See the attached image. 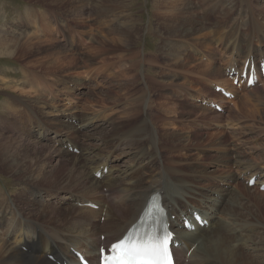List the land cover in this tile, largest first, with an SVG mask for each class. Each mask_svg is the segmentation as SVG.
I'll use <instances>...</instances> for the list:
<instances>
[{
	"label": "bare ground",
	"instance_id": "bare-ground-1",
	"mask_svg": "<svg viewBox=\"0 0 264 264\" xmlns=\"http://www.w3.org/2000/svg\"><path fill=\"white\" fill-rule=\"evenodd\" d=\"M88 1L50 0L49 4L74 3L65 14L53 17L55 21L62 18L69 27V18L73 17V26L85 28ZM133 2L96 0L92 4L93 28L79 35L81 47L86 46L80 56L61 43L74 45L75 36L60 32V39L54 32H20L18 28H26L22 19L35 21L38 17L34 11L18 19L19 24L0 26V57L19 58L25 64L24 85L5 88L20 95L6 99L2 111L6 120L12 115L8 127H16L21 136L29 138L17 141L19 138L0 133V167L11 172L16 181L24 178L32 182L23 183L32 194L12 195L20 200L24 213L12 197L0 194L5 204L0 208V264L75 261L71 249L82 251L99 264L96 247L118 240L136 222L148 197L155 192L162 193L163 203L172 215L187 212L192 206L203 210L210 222L209 229L196 234L177 230L187 250L198 243L189 264L214 262L206 253L208 245L211 255L223 264H256L244 251L255 247L236 244L240 239L234 232L240 235L247 228L253 232L252 223L240 220H250L245 210L239 213V207L244 208L245 193L254 197L258 212L264 211V193H252L245 185L253 175L258 176L259 187L264 184V157L255 156L259 143L253 145L255 140L264 141V137L248 132L264 129V84L239 90L226 72L232 67L242 70L252 56L264 58V0H149L147 29L157 40L153 52L137 46L142 38V20L135 15ZM41 24L43 29H52L49 23ZM123 59L126 61L119 74L92 69L95 64H120ZM133 60L136 64L130 65ZM85 70L90 79L100 77L99 82L89 86L82 76L74 77ZM41 80L50 83L43 84L45 93L39 90ZM31 82L36 84L32 86ZM72 82L76 89L78 84L85 86L88 93L74 91ZM60 86L67 90V101L74 104L70 110H61L52 103L60 100ZM216 86L231 90L235 100L226 101L214 91ZM120 91H124L123 98L118 96ZM32 94L36 96L30 97ZM82 97L86 106L93 104L95 108H82ZM207 100L220 104L224 112L203 105ZM19 107L33 119L30 123L37 127L33 133L26 120L21 122L15 117ZM212 127L215 134L209 137L214 140L204 143L196 132ZM50 131L55 132L51 137ZM185 134L200 143L194 160L181 142L193 143ZM226 136L234 140L227 142ZM43 140L47 146L41 145ZM68 142L79 147L81 153L66 149ZM125 155L129 164H119ZM105 166L109 167L107 175L97 179ZM227 166L232 172L224 180L221 173ZM47 182L54 188L41 186ZM60 203L70 207H60ZM89 204H95L98 210ZM11 219L5 230L3 226ZM237 222L239 230L235 228ZM246 238L252 243V236ZM177 254L183 259L185 252Z\"/></svg>",
	"mask_w": 264,
	"mask_h": 264
},
{
	"label": "rangeland",
	"instance_id": "rangeland-1",
	"mask_svg": "<svg viewBox=\"0 0 264 264\" xmlns=\"http://www.w3.org/2000/svg\"><path fill=\"white\" fill-rule=\"evenodd\" d=\"M49 2H50V0H0V26H2V25L5 26V24L6 25L8 24L11 27V25L13 23L15 24V22H17L18 19H20L21 17L24 18L30 13V11H34V12L38 13V17L35 18V21H31V20L28 21L30 18L29 19H26V18L22 19L23 25L26 28H18L20 32H22V33H24V32H35L36 33L37 31H40V33H39L40 35L45 34L46 32H48V33L54 32V34H56L57 36H60V39H61V36H62L61 33H66L67 35L75 36L74 37V39H75V44L74 45L71 44L70 42H67V41H62L61 43L63 45H66V47L69 50H71V52H75L74 54H77V56H80L83 52L86 51V50H84V48H86V46H84L82 48L80 43L78 42V38H79V35H82L83 33L85 34V32H88V31H90L93 28L92 27V25H93L92 21H94L95 16L92 14V12H93V8H92L93 5L92 4H95L96 0H89L88 1L89 6L87 7V9L85 8L86 11H87V13L85 15V19H86L85 20V24H86L85 28H78L76 26H73V23L71 21V19H73V17L69 18V22L72 24L70 27H69V25L63 23V19L62 18H59L57 21H55V19L53 17V15L62 16L63 14L66 13L67 9H69L70 7L75 6L74 3L68 4L66 2V3H64L62 5H52V4H49ZM208 4L211 5L210 2H208ZM133 5H134L133 11H134L135 15L137 17L139 16L138 18H140L142 20L141 21V26H142L141 37L142 38H140V41L138 42L137 46L141 50L144 48L145 52H153L156 49L157 40H155L153 37H151L148 34V29L147 28H148V24H150L149 0H134ZM52 6H55V7H52ZM43 18H45V19L43 20ZM41 23H49V25L52 26V29L51 30L48 29V28L47 29H43ZM17 24H19V22H17ZM72 28L73 29L77 28V29L73 30ZM81 51H82V53H80ZM114 56H116V55H111L110 57H114ZM114 60L117 61V59H114ZM23 61L24 60H21L19 58L17 59V58H12V57L11 58L0 57V133L4 137H8V138H10V136L14 137V138H16L15 140H17V138H19L17 141H19L21 137H22V139L25 138L27 140L29 138H27L25 136V134L23 136H21L20 133H19L20 131L16 130V127L15 128L14 127L11 128V126L8 127L9 126L8 125V121L12 118V115L11 116L9 115L10 119L6 120L4 118V114H3V111H2V106L4 105V101L6 99H9V98H12L14 96H19L20 95L19 92L15 93L14 91H10L9 89H5V88H7V86H10V87L14 86V84H17V85H20V86L24 85L25 73H23V68H22L23 64H24ZM115 61L105 63L106 65H104V66H106L107 68L102 66V65L95 64V65H93L94 68H92V69L96 73L98 71L100 73H104L105 72L104 74H110L111 72H114V73L118 72V74H119L120 72L123 71L122 70L123 68H121V66L123 65V63L126 60L123 59V61L120 64L116 63ZM96 62H98V61H96ZM135 64H136V60H133L130 63V65H135ZM95 66L97 68H95ZM36 72H38V71H36ZM39 73L46 74V73H42V72H39ZM87 75L88 74H87L86 70H85V72L84 71L83 72L82 71H78V72H76L74 74V77H80L81 78V76H82V79H84L85 84L89 85V86L93 85L94 81H95V83H98L99 80H100V77H96L95 80H93V79H90V75H88V77H86ZM5 79H6V81L2 82V80H5ZM35 84H36L35 82H31L32 86H34ZM43 84L46 85V86H49L50 83H47V82L41 80V83H39V85H41L42 87L39 90L40 91L42 90L44 92ZM75 84L76 83H73V82L70 84L71 88L74 91H79L78 93H80V92L81 93H83V92L88 93V90L85 88V86H80L78 84V87L76 89V85ZM73 85H74V87H73ZM59 90H60V92H57V93H58V95L60 97V100L56 99V101H53L52 103L54 104V106L57 105L56 107H59L61 110L62 109H64V110L72 109L74 104L69 103L67 101V98H66L67 90H65L62 86L59 87ZM26 91H28V90H25V93H26ZM97 91L100 92L101 88H99ZM116 91H118V90H116ZM120 92H121V95H118V96L123 98L124 91H120ZM25 96H27V95H25ZM35 96H36V94H32L30 97H35ZM154 96H156V95H153V97ZM83 99H84V97H82V101L79 103V104L82 103L81 104L82 108L86 107V109L89 110V111H91V109L95 108V106H93V104H90V105L86 106L85 102L83 101ZM61 102L62 103L64 102L63 103L64 106H63V104ZM79 104L77 106L78 110L80 108ZM231 105H233V104L231 103ZM20 108L21 107H19L18 110H20ZM21 109H23V108H21ZM21 111H23V110H20L19 113L15 117H17V119H19V121H21V122H24V120H26V125H27L29 131H31L33 133L35 128H37V127H35L34 125H32L30 123V121H33V119L30 118V117H26L28 114H26V112L24 114ZM20 113H22L23 115L20 114ZM19 115L23 116L24 118L18 117ZM39 119L40 118L38 117V120ZM74 123L75 122H73V124ZM3 125H5V127ZM6 127H8V128H6ZM216 130H218V129L216 128ZM182 131H184L186 133L185 129H182ZM214 131L215 130L213 129V127L212 128H205V129L201 128V129H198L196 133L201 134L202 137H200L199 139L202 138V141H204V143H206V142H210V141L214 140L213 137L212 138L209 137V136L215 134ZM53 132L54 131H50L48 133L49 137L53 136V134L55 133V132L54 133ZM177 132H179V131H177ZM248 132L252 136L255 135L258 138H259L258 134H260V136L262 135L261 138L264 137V129H261V128L256 129V132H254L252 130L248 131ZM216 135H219V134H216ZM184 136H186L190 140H193L192 144L184 143L183 141H181V142L183 144V147L185 148V152L187 154L191 155V159L194 160L196 158V156H197L195 148L200 143L197 142V139H195L194 136L191 137L188 134H185ZM249 137L250 136H248V138ZM31 139L36 141L35 140L36 138H34V137L33 138L31 137L30 140ZM40 140H42V138H40ZM224 140H226V141L228 140L227 142H230V141L234 140V138L233 137L232 138L231 137L228 138V136H226V137H224ZM69 141L73 142L72 140H69ZM94 142H96V140H94ZM254 142L255 143L253 145H255V146L259 143V145H257L259 150H258L257 153H255V156L258 159H262L264 157V141L262 139H260V140H255ZM47 144L48 143H46V141H44V140L41 141V145H46L47 146ZM76 149L77 150L79 149L78 150L79 153H76V154H80L81 153L80 148L77 147ZM215 151H217L218 153L221 152V151H218V150H215ZM208 153H211L212 155H217V154H213L212 152H208ZM55 158H56V156L52 158V161H55ZM121 158L122 159L118 161L119 164H121V163L125 164V161H126V164H129L128 163L129 161H127L128 155H125L124 157L122 156ZM152 170L154 171V167L150 171H152ZM231 172H232L231 167L227 166L224 169V172L221 173L223 179L224 180L229 179V176L231 175ZM194 180H197V179H194ZM23 183L24 184H29V183H32V182L31 181H27L24 178L22 179V181H16L15 177L14 176L12 177L11 172L2 170V168L0 167V188H1L0 189V194H6L8 197H12V195H14V194H32L30 192H27V190L25 189L26 187L24 188V184ZM31 185L32 184L27 185L28 186V191L31 189ZM245 185H246V183H245ZM41 186H43V187L50 186L51 188H54L53 186H55V185L53 183H51V182H47V183H44ZM41 189H42V191L47 192V189H44V188H41ZM250 191L252 193H256V194L259 193V192L264 193L263 191H261L259 189V185L258 184H256L254 187H250ZM249 194L250 193H245L246 196L244 197L245 199H243L244 200L243 201L244 208L241 209V207H239V213L242 214V212L245 210V212L247 213V215H248L250 220H243L241 218H240V220L242 222H244V223H252V226H250V227L253 229V230L251 229L253 232L249 233L248 228H247L246 231H243L239 235V233H237L236 230L240 229V223L237 222L236 225H235V228H236L235 231L236 232H234V235L236 234L237 236L236 235L235 236L240 239L239 242H236V244L237 243L239 245L240 244L241 245L248 244V245L251 246V248H253L252 246L255 247V250H253V251L247 250V249H245V250L243 249L246 253H248V257L250 259L254 260V262L256 264H264V211H261V213H260V212H258L256 210L257 202L254 199V197L252 198L251 195H249ZM29 198H32V197L29 196ZM11 201L14 204H16L18 206V208L22 212L25 210V209L22 208V204L20 203V200L16 199L15 196L12 197ZM59 206L60 207L61 206L62 207L65 206V208H69L70 207V205H66V204L63 205L61 203L59 204ZM247 206L249 207V210H247ZM3 207H5V204L0 200V208H3ZM27 207H29V209H33L29 205ZM251 212H253L254 214L251 213ZM243 218H245V217H243ZM12 221H13V219L8 220L5 223V225L3 226V228L5 230L8 229V225ZM100 221H101V223H104L105 222V218L102 217L100 219ZM249 236H252V243H251L250 240H248V238H246V237H249ZM5 240H6V238H5ZM9 240H10V237L7 238V241H9ZM209 246L210 245L205 247L206 253L215 262V263L214 262H210V264H223L222 262H220L219 260H217L216 258H214L211 255L210 250L208 248ZM188 264H189V262H188Z\"/></svg>",
	"mask_w": 264,
	"mask_h": 264
},
{
	"label": "snow or ice",
	"instance_id": "snow-or-ice-1",
	"mask_svg": "<svg viewBox=\"0 0 264 264\" xmlns=\"http://www.w3.org/2000/svg\"><path fill=\"white\" fill-rule=\"evenodd\" d=\"M172 242V234L160 230L125 237L111 245L113 255L104 257L103 264H172Z\"/></svg>",
	"mask_w": 264,
	"mask_h": 264
}]
</instances>
